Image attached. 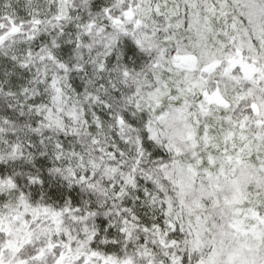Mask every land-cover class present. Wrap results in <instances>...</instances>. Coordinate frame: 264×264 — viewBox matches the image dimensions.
I'll return each mask as SVG.
<instances>
[{
  "label": "snow or ice",
  "instance_id": "obj_1",
  "mask_svg": "<svg viewBox=\"0 0 264 264\" xmlns=\"http://www.w3.org/2000/svg\"><path fill=\"white\" fill-rule=\"evenodd\" d=\"M0 264H264V0H0Z\"/></svg>",
  "mask_w": 264,
  "mask_h": 264
}]
</instances>
